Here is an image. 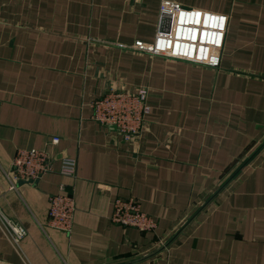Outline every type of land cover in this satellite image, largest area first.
<instances>
[{
    "label": "crops",
    "instance_id": "0c3cea01",
    "mask_svg": "<svg viewBox=\"0 0 264 264\" xmlns=\"http://www.w3.org/2000/svg\"><path fill=\"white\" fill-rule=\"evenodd\" d=\"M164 1L228 18L220 67L132 49L154 44ZM112 90L148 91L133 141L94 119ZM29 150L52 172L12 189ZM57 195L70 233L50 226ZM118 200L157 230L114 224ZM0 264H264V0H0Z\"/></svg>",
    "mask_w": 264,
    "mask_h": 264
},
{
    "label": "built area",
    "instance_id": "2783aa9c",
    "mask_svg": "<svg viewBox=\"0 0 264 264\" xmlns=\"http://www.w3.org/2000/svg\"><path fill=\"white\" fill-rule=\"evenodd\" d=\"M160 13L161 28L154 44L136 42L132 49L165 60L183 61L208 68L220 67L228 29L226 16L185 9L170 1L162 2ZM148 95L147 90L137 93L112 90L94 104V119L101 126L115 128L126 140L133 141L146 126V118L150 114ZM53 142L58 143L59 140ZM52 162L53 159L45 152L19 151L12 164V189L16 188L18 182H37L51 173ZM76 170V161H63V174L74 176ZM49 204L50 226L57 231L70 233L76 211L74 198L51 196ZM111 220L116 225L142 232H154L158 228L157 221L143 213L134 200H118ZM2 221L14 244L19 245L26 236L25 230L5 219Z\"/></svg>",
    "mask_w": 264,
    "mask_h": 264
}]
</instances>
